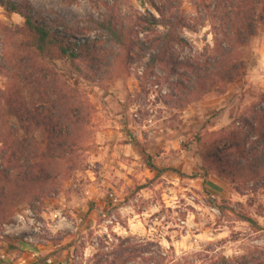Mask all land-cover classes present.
I'll return each instance as SVG.
<instances>
[{
    "label": "rangeland",
    "instance_id": "obj_1",
    "mask_svg": "<svg viewBox=\"0 0 264 264\" xmlns=\"http://www.w3.org/2000/svg\"><path fill=\"white\" fill-rule=\"evenodd\" d=\"M8 1L31 5L42 25L87 44L103 34L96 23L111 18L124 21L126 37L134 41L130 29L137 30L139 13L156 14L151 0ZM193 3L182 6L192 22L199 16ZM199 26L197 32L179 31L189 46L169 52L174 62H204L218 52V29L209 22ZM23 27L20 16L0 7L4 134L20 126L5 109L23 91L32 64L42 86L57 85L83 113L73 135L77 145L57 161V178L0 225V264H145L120 257L125 239L160 244L169 252L165 264H264V173L226 182L212 163L221 132L233 127L248 134L244 121L264 95V25L242 49L245 81L190 98L178 86L184 66L173 67L179 75L167 63L148 72L151 55L117 45L96 67L43 59L23 47Z\"/></svg>",
    "mask_w": 264,
    "mask_h": 264
},
{
    "label": "trees",
    "instance_id": "obj_2",
    "mask_svg": "<svg viewBox=\"0 0 264 264\" xmlns=\"http://www.w3.org/2000/svg\"><path fill=\"white\" fill-rule=\"evenodd\" d=\"M184 2L161 0L158 5L151 0L156 14L149 10L139 13L137 30L130 29L136 36L134 41L126 37L124 21L120 23L111 18L98 22L97 29L103 34L100 39L88 44L74 41L68 32L60 34L42 25L33 15L29 4L0 0V7L9 16L18 15L24 20V27L20 30L23 47L35 57L83 60L96 67L108 57L110 47L137 48L143 56L151 55L148 72L158 63L169 64L173 69L170 71L177 75L179 73L173 67H186L187 71L180 75L181 82L178 84L183 88L184 98L211 92L216 85L221 90V87L238 80L245 81L248 64L243 59L242 49L250 44L258 28L264 25V0H194L199 16L193 22L184 17ZM207 22L215 31L218 29L215 41L218 52L204 62H174L169 52L176 46H189L179 31L197 32V26L205 27ZM140 35L145 38H140ZM148 35L154 37L149 38ZM26 58L30 63L32 57ZM25 71L23 91L17 92L16 99L9 101L5 109V114L9 118H16L20 126L7 134L0 126L3 145L0 150V225L7 222L12 210L22 203L38 200L34 193L43 194L44 187L57 178V161L65 159L75 150L77 142L73 137L76 136L75 129L82 122V108L69 105L64 90L57 85L42 86L38 78H34L33 74L38 73L34 64ZM145 75L148 76L147 72ZM255 105L253 117L243 124L248 134L229 127L221 132L213 144L217 152L212 158L213 169L226 182L246 181L249 177L258 178L264 173V95ZM253 138H256L255 142L251 141ZM128 242L129 239H125L119 248L120 257H124L126 263L140 258L145 264H165L169 258V252L160 244L143 241L131 245ZM154 246L157 247L155 252L151 250Z\"/></svg>",
    "mask_w": 264,
    "mask_h": 264
}]
</instances>
